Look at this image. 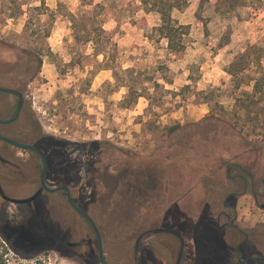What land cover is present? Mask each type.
<instances>
[{
	"label": "rangeland",
	"instance_id": "obj_1",
	"mask_svg": "<svg viewBox=\"0 0 264 264\" xmlns=\"http://www.w3.org/2000/svg\"><path fill=\"white\" fill-rule=\"evenodd\" d=\"M81 2L0 0V81L38 70L27 86L30 133L53 142L44 145L57 154L54 168L63 173L61 180L75 179L74 195L85 197L90 212L106 214L113 231L105 251L113 264H133L135 242L123 236L129 226L116 225L114 207L103 204L113 183L106 189L94 178L105 167L141 175L140 186L149 195L144 201L142 191L137 194L144 203L139 218L151 223L150 218L160 222L169 215L191 236L186 264H200L194 241L204 230L212 232V216L240 184L217 170L218 150L210 141L201 145L198 136L229 140L238 134L264 145V0H247L230 11L219 8L218 0L199 11L200 0H191L185 13L175 11L176 21L191 26L180 60L167 50L166 40L151 38L160 16L146 14L138 0L117 1L105 20L104 28L114 33L116 60L98 55L103 48L74 38L71 18L93 12ZM247 52L255 62L242 70ZM234 62L231 76L224 69ZM256 81L261 95L254 91ZM129 88L142 97L126 108ZM251 170L264 178V158ZM128 190L120 187L124 194ZM238 208L246 226L264 220L251 196L240 199ZM10 209L8 219L18 225L2 227L6 216L0 218V264H99L96 253L71 259L56 251L60 235L88 230L67 205L48 204L33 218ZM129 212L133 219L137 211ZM157 255L174 259L159 242Z\"/></svg>",
	"mask_w": 264,
	"mask_h": 264
},
{
	"label": "flooded vegetation",
	"instance_id": "obj_2",
	"mask_svg": "<svg viewBox=\"0 0 264 264\" xmlns=\"http://www.w3.org/2000/svg\"><path fill=\"white\" fill-rule=\"evenodd\" d=\"M27 86L26 88L13 86L10 81H0V87L15 90L24 98L18 119L11 124H4L2 121H7L14 115L19 98L0 92V218L6 216L2 227L18 225L8 219V209L11 206L20 208L28 213L29 218H33L43 209L46 210L48 204L54 207L65 204L73 211L74 218L80 219L88 230L86 229L87 233L84 235H79L77 231L60 235L62 247L55 248L56 251L71 259L81 257L85 253L89 256L96 253L95 259L101 264L99 240L92 226L70 205L64 190L49 192L44 188L37 154L30 150L16 148L7 143L5 141L7 139L21 145L34 146L45 155L48 165L45 182L52 187H64L69 190L71 198L94 221L101 237L105 260L108 264H113L105 251L107 237L111 236L113 231L106 214L90 212L84 202L85 197L74 195L72 186L76 185L75 179L72 180L69 177V180L67 178L66 181L61 180L60 176L63 173L54 168L57 154L44 145L53 142L30 133L29 122H33V116L30 114V106L27 103ZM120 168L111 171L109 167H105L97 172L94 180L106 189L113 183L110 192L103 197L106 200L103 204L107 207L112 205L113 210L118 212L114 211L117 213L116 220L114 219L117 226L123 230L125 226H129L130 229L123 231V236L134 238L133 264H186L190 253V234L186 230L176 228L169 215L160 222L156 218H150L151 223L148 222L149 219L139 218L144 203L137 194L140 195L142 191L143 200L146 201L149 192L140 186L143 184L140 174H137L135 170H123L124 168L120 170ZM244 173L237 176L241 182L240 187L226 196L222 204L223 209L212 216L214 219L212 232L207 233L204 230L201 237L194 241L195 251L202 254L200 264H264V220L261 219L253 226H246L240 220L238 208L240 199L251 196L255 205L264 212V179L257 181L250 173L245 171ZM124 186L128 187V193L120 192V187ZM6 188L9 189L6 190ZM27 192L30 194L27 195ZM121 195L123 198L120 197ZM93 200L96 203L99 202V198L95 197ZM132 209L137 211L133 219L129 212ZM205 216L204 214V219ZM72 220L71 226L75 227V221ZM157 242L167 253L173 252V261L157 257Z\"/></svg>",
	"mask_w": 264,
	"mask_h": 264
},
{
	"label": "trees",
	"instance_id": "obj_3",
	"mask_svg": "<svg viewBox=\"0 0 264 264\" xmlns=\"http://www.w3.org/2000/svg\"><path fill=\"white\" fill-rule=\"evenodd\" d=\"M45 4V0H41ZM117 1L123 0H106L98 4H94V0H82L81 5L83 8L93 7V12L83 11L80 15L73 16L71 18L72 29L74 31V38L78 42H86L94 45L95 49L99 47L103 48L98 53L102 54L107 60H116L117 58V45L113 42V32L107 31L105 26V20L108 14L116 6ZM141 5V10L146 14H158L160 16L161 23L158 27L153 28L151 38L156 36L158 41H167V50L171 55L175 56L177 60L182 59L185 56L187 50V39L190 36L191 26L181 25L173 18V13L178 11L185 13L190 5L191 0H138ZM209 0H200L199 11L202 10L205 4ZM247 0H218L219 8L230 11L237 7L245 6ZM92 14L90 18L87 15ZM110 15V14H109ZM205 23V22H204ZM206 25V23H205ZM205 29H207L205 27ZM106 49V50H105ZM108 49V50H107ZM99 50H101L99 48ZM242 70L251 65L253 61L250 58L249 53H245L243 56ZM1 63V62H0ZM260 63V61H259ZM236 66L235 62L231 64L229 68L225 69V72L231 76L234 75L232 69ZM38 71V70H37ZM37 71L32 74V71L26 70L24 73H20L14 77H8V81L13 86H23L26 88L28 83L35 78ZM10 75V74H9ZM130 89L129 97L125 99V103H128L125 107H132L137 100L142 97L141 94H134ZM255 93L262 94L260 89V82L256 81L254 86ZM184 130V128H183ZM237 136L236 139L229 140L222 136H198L200 144L210 141L214 147L218 150L217 159L214 160V166L217 170H226L227 178L231 181L239 183L240 179L238 175L250 173L257 181H262L264 178H259L257 171L251 170L252 166L258 167L264 158V145L255 144L243 138V136ZM260 163V164H259ZM252 165V166H251Z\"/></svg>",
	"mask_w": 264,
	"mask_h": 264
},
{
	"label": "water",
	"instance_id": "obj_4",
	"mask_svg": "<svg viewBox=\"0 0 264 264\" xmlns=\"http://www.w3.org/2000/svg\"><path fill=\"white\" fill-rule=\"evenodd\" d=\"M0 92L5 93V94H10V95H14L17 96L19 98L16 110L14 115L12 116L11 119L7 120V121H2V123L4 124H11L13 122H15L21 112V109L23 107L24 104V98L23 95L15 90H11V89H7V88H2L0 87ZM5 141L13 146H15L16 148L19 149H23V150H30L33 151L37 154L38 158H39V162H40V166H41V172H42V182H43V186L44 188L49 191V192H54V191H58V190H64L67 193L68 196V200L70 205L76 210L77 213H79L85 220H87V222L92 226V228L95 230V233L97 235V238L99 240V255H100V262L101 264H108L105 260V256L103 253V247H102V243H101V237L99 234V231L94 223V221L88 216V214L71 198L69 190L67 188L64 187H52L49 184H47L45 182V174L47 171V160L45 155L36 147L31 146V145H21L18 144L16 142H12L10 140L5 139Z\"/></svg>",
	"mask_w": 264,
	"mask_h": 264
},
{
	"label": "clouds",
	"instance_id": "obj_5",
	"mask_svg": "<svg viewBox=\"0 0 264 264\" xmlns=\"http://www.w3.org/2000/svg\"><path fill=\"white\" fill-rule=\"evenodd\" d=\"M8 24H9V26H11V24H12V21H11V20H9V21H8ZM8 211H9V212H11V209H8Z\"/></svg>",
	"mask_w": 264,
	"mask_h": 264
},
{
	"label": "crops",
	"instance_id": "obj_6",
	"mask_svg": "<svg viewBox=\"0 0 264 264\" xmlns=\"http://www.w3.org/2000/svg\"><path fill=\"white\" fill-rule=\"evenodd\" d=\"M229 44H230V43L228 42L226 45H229ZM226 45H225V46H226ZM234 60H236V58H235ZM234 60H233V61H234ZM224 71H225V69H224ZM254 137H255V136H254ZM251 138H252V136H251ZM252 139H253V138H252Z\"/></svg>",
	"mask_w": 264,
	"mask_h": 264
}]
</instances>
